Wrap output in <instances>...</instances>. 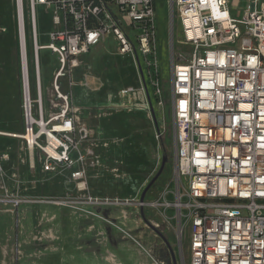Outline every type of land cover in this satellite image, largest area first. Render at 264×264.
<instances>
[{
	"label": "built area",
	"instance_id": "2783aa9c",
	"mask_svg": "<svg viewBox=\"0 0 264 264\" xmlns=\"http://www.w3.org/2000/svg\"><path fill=\"white\" fill-rule=\"evenodd\" d=\"M157 1L28 0L36 74L33 100L24 5L15 0L24 130L2 137L21 140L32 166L37 152L44 172L68 170L83 203H104L89 193L88 170L96 166L97 156L82 145L93 131L80 120V108L73 105L71 91L62 90L61 80L68 78L72 88L79 58L111 37L118 54L131 57L143 72L139 90L128 87L118 93L124 106L131 107L136 95L149 96L144 72L161 94ZM167 1L172 29L177 20L181 31L177 42L173 37L169 55L177 191L167 206L184 222L178 235L189 232L188 264H264V0H247L240 17L231 14L232 0ZM236 2L239 7L241 0ZM37 6L52 11L54 29L45 46L38 44ZM40 50H48L59 65L51 82L49 113ZM150 103L145 100L143 107L152 112ZM157 133L160 137L159 128ZM9 160L0 151L1 176L2 164ZM3 189L1 209L14 212L31 202Z\"/></svg>",
	"mask_w": 264,
	"mask_h": 264
},
{
	"label": "rangeland",
	"instance_id": "374dc122",
	"mask_svg": "<svg viewBox=\"0 0 264 264\" xmlns=\"http://www.w3.org/2000/svg\"><path fill=\"white\" fill-rule=\"evenodd\" d=\"M236 1L232 0L229 8L233 17H240L247 0H241L239 7ZM23 5L31 97L36 100L28 0H23ZM157 6L161 94H156L157 88L153 86L155 80L147 72H144V76L161 136L158 137L151 108L147 109L146 106L141 111H106L108 116L101 119L106 123L122 116L128 120L122 128L119 123L113 124L112 132L109 129L106 131L102 125L93 129L89 119L81 116L93 131L90 140L82 145L83 149L92 147L91 144L98 147L95 149L96 166L90 169L91 174L88 170V184L90 196L104 202L100 205L80 200L68 170L60 169L53 174L41 169H29L26 151L20 150L18 139L15 141L0 136V151L10 155V160L2 164L4 175H0V194H3L4 187L31 200L14 212L0 208V264H188L189 232L184 229V236L178 235L180 226H185L184 222H178L173 208L167 206L174 203L177 191L169 55L170 43L173 37L175 42L180 39L181 31L177 20L172 29L168 1L158 0ZM35 18L38 44L48 45L49 33L54 29L52 12L37 6ZM4 27L8 34L13 28L17 33L15 0H0V28ZM38 58L45 97L59 65L57 58L48 50H40ZM79 60L81 66L72 75L74 86L70 87L68 78L61 80L62 90L71 91L75 105L89 103L90 106H100L109 94L117 96L122 86L135 90L141 87L140 72L133 59L119 55L112 42L96 46ZM84 83H88L89 87H83ZM144 96L140 94L138 102L135 97L131 102L144 105ZM35 109L36 105L33 106ZM20 123L22 128H18V131L23 132V115ZM8 129L0 125V130ZM135 142L145 144L148 150L144 149L142 153L146 156L149 152V165L152 164L150 172L139 183L130 181L133 175L130 173V163L125 160L127 154L124 153V159L114 151L117 146H128ZM131 154L135 155L137 151ZM163 157L168 159L165 169L147 192L144 206H140L142 192L158 173ZM137 174L143 176L145 172L139 168Z\"/></svg>",
	"mask_w": 264,
	"mask_h": 264
},
{
	"label": "crops",
	"instance_id": "0c3cea01",
	"mask_svg": "<svg viewBox=\"0 0 264 264\" xmlns=\"http://www.w3.org/2000/svg\"><path fill=\"white\" fill-rule=\"evenodd\" d=\"M4 28L6 29V27ZM157 30H158V26H157ZM106 42L108 43L112 42L117 50V44L113 38L111 37L106 38V40L103 43H106ZM128 87L129 86H122V89H125ZM50 89H51V83H50V86L47 88L45 97H44L47 103L46 111L48 113L50 112ZM21 90H22L21 89V70H20V61H19L17 33L15 29L13 28V30L8 34L7 29H6V32H0V125L3 127H8L9 129L0 130L2 132H6L9 134H21L22 133V131H18V128L20 129L22 128L21 123H20L22 119V92ZM113 90L114 89H110L109 91H113ZM109 91H107V93ZM149 91L150 89L148 88V92ZM134 97L137 100L136 102H138V95ZM145 100H147L150 103L151 101L150 95L149 96L145 95L142 101L145 102ZM125 102L126 101L125 100L122 101L118 95L116 96L115 94H109L106 97L105 102L100 106H90L88 105L89 103H85L84 105H75L74 102H73V105L80 108L79 117L82 123L88 126L86 121L85 120L83 121L81 119V116L83 115L85 116L86 119H89V124L93 126L92 127L93 129H95V126L97 125H102V128H105L106 131H108L107 129H109L112 132L111 126L113 124L119 123L118 125H120L122 128L123 123H128V120L126 121L125 118L122 116V117H116L109 123H106L105 121L101 120L103 119V117L108 116L106 111L115 110L117 112L120 109H121L120 111H123L124 109H128L127 110L128 112H133L134 111L133 109L135 110L137 109L136 111H141L140 109H143V105L135 104V102H131L132 103L131 107L124 106L123 103ZM120 103H122V105H120ZM12 140H15V139H12ZM18 141L20 142V145H21L20 150L26 151L25 153L27 156V163H28L29 169H31L32 171H36L38 169L42 170L41 156L37 152L34 153V158H33L34 166H32L30 155L27 149L25 148L24 143L21 140H18ZM91 146L93 147L91 148L93 149L96 155L97 153L95 149L98 147L94 146V144H91ZM144 149L148 150L145 144L140 143V142L138 143L135 142V143L128 144V146L127 145L117 146V148L114 150L116 152L115 154L123 158H124V153L127 154L128 158L125 157L126 159L125 158L124 159L126 160L128 164L130 163L129 166H130V173L133 175L132 178L133 177L137 178L136 180L135 178L134 179L130 178L131 182L133 181H136L138 183L141 182L143 178L146 177V175L150 172V169L152 168V164L149 165V157H150L149 152L145 156L142 153ZM136 151L138 155L131 154L132 152H136ZM20 158L22 159L21 155H20ZM139 168H141L145 172L143 176H138L137 170ZM91 173H92V170H90V174ZM99 181L102 182L101 180Z\"/></svg>",
	"mask_w": 264,
	"mask_h": 264
},
{
	"label": "water",
	"instance_id": "95a60500",
	"mask_svg": "<svg viewBox=\"0 0 264 264\" xmlns=\"http://www.w3.org/2000/svg\"><path fill=\"white\" fill-rule=\"evenodd\" d=\"M139 72H140V76H141V78L143 79V72H142L141 68H139ZM152 114H153V118H154V120H155V125H156V127L158 128V126H157V121H156V119H155V115H154V113H153V109H152ZM167 160H168L167 157H163L162 164H161V166H160V169H159L158 173L156 174V176L152 179V181L150 182V184H149V185L145 188V190L143 191V194H142V196H141V202H144L147 192H148V191L150 190V188L156 183V181L159 179V177H160L161 174L163 173V171H164V169H165V166H166V164H167ZM142 214H143V213H142ZM143 216H144V215H143ZM156 231H157V230H156ZM163 239H164L165 243H167L166 238L163 237Z\"/></svg>",
	"mask_w": 264,
	"mask_h": 264
},
{
	"label": "bare ground",
	"instance_id": "6f19581e",
	"mask_svg": "<svg viewBox=\"0 0 264 264\" xmlns=\"http://www.w3.org/2000/svg\"><path fill=\"white\" fill-rule=\"evenodd\" d=\"M0 135H1V136H11V135H9V133L2 132V131H0Z\"/></svg>",
	"mask_w": 264,
	"mask_h": 264
}]
</instances>
